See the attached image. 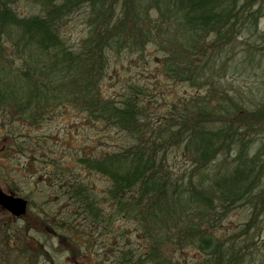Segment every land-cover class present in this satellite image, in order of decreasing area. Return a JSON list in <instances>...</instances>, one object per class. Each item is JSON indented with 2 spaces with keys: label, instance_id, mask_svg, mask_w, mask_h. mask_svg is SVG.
Instances as JSON below:
<instances>
[{
  "label": "trees",
  "instance_id": "obj_1",
  "mask_svg": "<svg viewBox=\"0 0 264 264\" xmlns=\"http://www.w3.org/2000/svg\"><path fill=\"white\" fill-rule=\"evenodd\" d=\"M17 1L0 0V110L16 108L34 120L44 105L66 97L91 122L123 137L116 149L78 160L109 179L102 195L82 180L58 182L57 191L85 214L86 246L106 229L112 235L120 217L135 221L142 244L114 235L108 264H180L181 258L182 264H243L244 249L223 242L216 228L234 208L264 205V142L252 147V137L264 134V100L253 106L218 83L229 71L228 57L242 29L256 36L245 43V64L255 60L258 40L264 43L257 26L259 1L32 0L39 11L28 16L13 8ZM85 5L88 36L74 52L61 35V22ZM3 35L12 41L11 50L24 56L25 68L2 60L8 49ZM148 43L162 52L161 71L168 79L197 89L165 112L153 111L152 99L144 102L140 85L129 84L120 98L104 97L100 87L107 50L143 51ZM219 160L228 163L226 171L215 165ZM72 215L60 223L62 232L47 220L45 229L70 241L68 230L80 235ZM251 226L247 222L244 232ZM23 238L13 240L18 260L31 264L44 256L54 264L40 242L33 246ZM189 247L198 252L192 261L182 256Z\"/></svg>",
  "mask_w": 264,
  "mask_h": 264
},
{
  "label": "rangeland",
  "instance_id": "obj_2",
  "mask_svg": "<svg viewBox=\"0 0 264 264\" xmlns=\"http://www.w3.org/2000/svg\"><path fill=\"white\" fill-rule=\"evenodd\" d=\"M258 1L257 7H262V11L257 26L259 33H264V0ZM12 6L21 16L39 11L38 5L32 0H18ZM88 14V6L85 5L75 8L62 19L61 35L74 52L82 50L88 36ZM241 31L228 57L229 71L221 77L218 85L221 84L237 98L255 106L264 100V43L258 40L259 49L255 60L245 64V43L254 42L256 36L246 30ZM3 37L8 49L2 60L11 63L13 69H21L24 56L13 52L10 49L12 41H6V35ZM161 54L152 43H148L143 51L107 50V63L100 80L104 97L120 98L129 84H137L145 88V95H142L144 102L152 99V110L165 112L173 101L194 94L196 88L186 83H174L164 75L161 71ZM234 65L239 68L234 70ZM212 75L220 80L217 73L213 72ZM75 104L70 98L59 97L44 105L34 120L20 116L16 108L0 110V186L6 192L32 201L20 218L0 205V264H24L16 258L13 250V240L24 239V235L25 241L31 242L33 246H38L40 242L44 249L47 248L54 258V264H95V258L99 264H108L111 258L110 242L119 233L125 236L123 242L128 241V236L133 245L142 244L135 221L118 217L112 235L106 229L104 236L99 233L95 244L86 246L89 240L81 229L87 225L85 214L77 211L76 206L68 203L57 191L58 182L63 178L70 182L82 180L98 195H102L109 185V179L102 173L89 170L78 160L82 156L105 154L116 149L123 141L116 129L102 123L94 124L89 120L88 113ZM263 142L262 133L252 137L253 148H258ZM222 160L215 165L221 164L220 167L224 168L222 171H226L228 163L223 165ZM177 161L179 165L184 164L181 157ZM210 169L217 167L211 165ZM9 187L14 191L9 190ZM261 188L264 189V178ZM105 207L111 208L108 204ZM70 214H73L75 224L79 226L80 235L75 229L68 230L72 238L66 241L59 239L54 230L45 229L47 220L56 227V232H62L60 223ZM247 222L252 223V226L244 232ZM211 230L214 231V228ZM216 236L227 244L233 243L237 249H244L246 255L243 264H261L264 262V205L258 209L248 206L234 208L216 228ZM117 240L121 241V235ZM197 255L193 247L182 253L189 261ZM32 262L52 264L44 256ZM183 262L181 258L179 263Z\"/></svg>",
  "mask_w": 264,
  "mask_h": 264
},
{
  "label": "water",
  "instance_id": "obj_3",
  "mask_svg": "<svg viewBox=\"0 0 264 264\" xmlns=\"http://www.w3.org/2000/svg\"><path fill=\"white\" fill-rule=\"evenodd\" d=\"M0 205L15 216H22L26 212L28 201L16 194L5 192L0 186Z\"/></svg>",
  "mask_w": 264,
  "mask_h": 264
}]
</instances>
